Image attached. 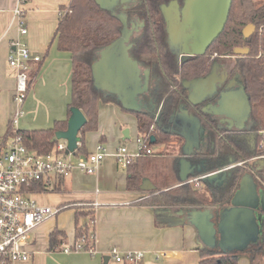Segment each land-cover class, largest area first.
I'll list each match as a JSON object with an SVG mask.
<instances>
[{
	"label": "trees",
	"instance_id": "obj_1",
	"mask_svg": "<svg viewBox=\"0 0 264 264\" xmlns=\"http://www.w3.org/2000/svg\"><path fill=\"white\" fill-rule=\"evenodd\" d=\"M171 1L115 0L108 7L96 0H71L68 7L62 9L53 35L57 50L69 53L71 58V100L67 119L56 121L46 129L7 130L9 134L18 136L27 150L45 155L52 152L57 144L66 143L52 139L67 129L71 109L76 108L84 115L86 123L77 135L74 155L86 156L85 135L97 129L98 105L120 106L115 94L95 84L92 67L100 53L122 36L125 26H135L127 42L128 56L145 73L141 79L146 90L137 99L138 110L127 111L135 117L137 140L152 151L154 147L164 150L132 160L124 171L129 191L139 190L145 179L153 185L154 189L139 204L154 209L156 228L187 225L186 210H215L228 204L244 175L243 169H232L221 187L203 183L202 189H196L192 184L181 183L178 177L181 156L165 153L172 145L179 151L183 146V140L171 132L168 123L174 112L184 108L199 120L204 142L189 161L193 164L204 161L207 171L217 169L226 157L238 161L255 154L259 132L264 130V3L258 5L253 0H232L221 34L203 52H192L183 59L182 50L171 47L161 18V6H167ZM177 2L183 3L182 0ZM248 25H253L255 31L244 39L242 31ZM236 49H246L247 53L236 55ZM219 60L228 61L229 79L238 77L247 96L249 115L242 129L229 128L217 117L202 112L201 106L191 105L188 91L182 85L184 81L206 77L213 63ZM248 165L264 179V162ZM31 189L44 190L46 187L37 182ZM74 218L75 244L83 239L84 248H87L93 244V211L74 208ZM64 243L63 232L57 228L50 232L49 251L61 250ZM247 253L262 256L264 249L256 246ZM199 257L198 264H238L236 254L206 247L199 249Z\"/></svg>",
	"mask_w": 264,
	"mask_h": 264
},
{
	"label": "crops",
	"instance_id": "obj_2",
	"mask_svg": "<svg viewBox=\"0 0 264 264\" xmlns=\"http://www.w3.org/2000/svg\"><path fill=\"white\" fill-rule=\"evenodd\" d=\"M18 2L19 0H0V126H4L6 131L18 108L13 101L15 73L7 63L9 43L19 37L18 27L12 13ZM70 2L71 0H21L27 34L20 37V40L33 55L40 57V62L33 63L31 66L30 91L22 106V114L17 119L15 126L17 130L46 129L56 121L67 119L68 105L71 100V58L69 53L57 50L53 35L62 9H66ZM138 69L141 87H146L141 79L145 73L140 68ZM111 105L114 108L108 107ZM100 106H106L107 113L113 112L116 115L118 114L116 107L128 112L121 104L120 106L99 104L97 129L89 132L93 134L91 144L99 142L104 144L106 141L104 127L99 126ZM116 115L110 125L113 126V132L115 130V136L119 140L121 133L117 131V126L119 127L120 121L123 120ZM116 119L118 123L115 122ZM124 141L122 135L119 146H122ZM94 146L90 151L94 149ZM85 147L87 150L86 142ZM181 149L179 151L176 147L175 151L167 154L180 155L181 159ZM106 151L105 160L94 174L87 175L74 171L68 178L59 180L49 189H31L32 192L29 195L32 198L35 195L46 197L45 206L49 207L70 203L96 204L95 208L90 209L94 216L91 226L93 227L91 239L94 254L90 255L85 251L67 253L63 251L65 247H72L75 244L74 209H68L47 219L33 231L25 247L30 258L14 264H104V258L108 259L106 264H118L108 258L107 252L110 248H116L120 252L143 253V258L137 264L199 263V249L204 246L196 230L189 223L180 227L156 228L154 209L139 204L149 195V191L141 189L142 184L139 190H127L126 172L117 163L116 153L113 149ZM87 152L90 153L88 150ZM232 161H234L232 157H226L220 161L215 169L220 170L219 177L212 185L216 186L224 180L227 172L224 167ZM202 162L201 165L206 167V163ZM207 172L211 171L206 170L205 173ZM227 174L229 177L230 171ZM198 176L200 175L189 176L188 179ZM149 183L151 184L150 181ZM192 185L196 189L204 187L200 180ZM55 228L64 233L65 243L61 250L49 251L48 237ZM160 253H163L164 257H157ZM236 256L238 264H240L241 257L246 258L250 264H264V255L243 252L237 253Z\"/></svg>",
	"mask_w": 264,
	"mask_h": 264
},
{
	"label": "water",
	"instance_id": "obj_3",
	"mask_svg": "<svg viewBox=\"0 0 264 264\" xmlns=\"http://www.w3.org/2000/svg\"><path fill=\"white\" fill-rule=\"evenodd\" d=\"M96 1L108 4L115 0ZM231 1H189L184 15L186 19L189 12L194 15L187 21L194 27L193 36L197 39L192 52H203L221 34ZM254 31L253 25L246 26L242 31L243 38H249ZM128 36L130 37V31L126 33L124 29L122 36L100 53L92 67V75L100 89L115 94L125 110L134 111L138 106L137 99L146 87H141L139 69L128 56ZM234 53L244 55L247 50L236 49ZM187 57L184 56L183 59ZM182 85L188 91V102L191 105L201 106L202 112L221 119V123H226L229 128H243L249 115L247 96L243 88H236L233 80L228 81L226 73L218 65L212 66L206 77L184 81ZM85 123L86 119L81 111L72 108L67 129L57 134L52 141H65L66 154L73 153L78 142L77 135ZM168 123L171 132L183 140L182 158L179 160L180 182L184 183L189 176L196 174L200 175L199 180L203 183L217 182L216 175L219 173L204 176L205 167L189 161L201 145L200 132L203 130L199 120L180 108L169 117ZM122 135L123 140H127L128 130L123 131ZM141 189L152 191L154 187L144 180ZM187 219L206 248L233 254L246 252L251 246H262L264 249V191L248 175L241 178L228 204L215 210L193 208L187 213ZM107 261L104 258V264Z\"/></svg>",
	"mask_w": 264,
	"mask_h": 264
},
{
	"label": "built area",
	"instance_id": "obj_4",
	"mask_svg": "<svg viewBox=\"0 0 264 264\" xmlns=\"http://www.w3.org/2000/svg\"><path fill=\"white\" fill-rule=\"evenodd\" d=\"M67 10L63 12L66 13ZM13 19L18 27V38L9 43L8 66L15 73V87L13 101L18 107L8 128L16 130L18 117L22 114V106L30 91L32 81L31 66L40 62V57L31 53L29 48L22 43L20 37L27 34L25 14L21 8V0L13 10ZM9 130V129H7ZM138 151L136 154H127L125 148L120 147L115 156L122 169L140 157L151 155L153 151L146 147L141 140H137ZM66 143L57 144L52 152L37 155L27 150L18 136L9 134L8 131L0 132V264H14L27 261L30 256L25 250L33 231L44 221L61 212L74 209H93L96 204L70 203L57 207L39 205L30 197L31 186L42 182L49 189L57 180L68 178L74 171L83 174H94L107 156V151L102 143L96 144L93 152L86 156L66 154ZM264 162V130L259 132V142L256 152L246 160H234L224 167L231 171L235 168L244 170V174L251 177L254 184L264 191L262 179L248 164ZM220 170L207 172L204 176L219 173ZM199 177L189 178L185 183H194ZM93 222H91V226ZM83 239L72 247H65L64 252L85 251L94 254L93 244L84 248ZM108 258L118 264H137L143 258L141 252H120L110 248ZM157 257H164L163 253Z\"/></svg>",
	"mask_w": 264,
	"mask_h": 264
},
{
	"label": "rangeland",
	"instance_id": "obj_5",
	"mask_svg": "<svg viewBox=\"0 0 264 264\" xmlns=\"http://www.w3.org/2000/svg\"><path fill=\"white\" fill-rule=\"evenodd\" d=\"M256 4L260 5L264 3V0H253ZM115 1H112L111 3H105L106 6L111 7L114 4ZM174 4V3H173ZM173 4H169L167 6L164 7L163 10V14L161 13V18L162 21L165 23V27L167 29L168 32V36H169V41L171 43V47L174 50H182L181 55H185V56H189L191 53L190 49L187 48L185 51H183V48H185L184 46H186V40H187V32H185L184 28L181 27L182 25V16H181V12H182V8H178L174 9ZM176 12H175V11ZM178 21V22H177ZM135 26H132V30L134 29ZM125 32L128 33V28L125 26ZM187 35V37H186ZM189 38V37H188ZM129 36L126 39V42L128 41ZM125 42V44H126ZM187 47V46H186ZM231 61V60H229ZM228 63V61H226ZM225 62V64L227 65V63ZM217 65V62H214L212 66ZM235 83H236V88H242L241 83H240V79L238 77L233 78L232 79ZM110 108H114L112 105L108 106ZM101 108V116L99 119V126L102 125L104 127V133H105V137H106V141L103 144L105 149H113V151L116 153L117 149H119V147H123L126 149L127 154H136V152L138 151V143H137V139H138V132L136 130V125H135V119L134 116L126 111H123L121 108L116 107L118 110V114L116 115L115 113L111 112V113H107V111L105 110V108H107L106 106H100ZM135 110H138L135 109ZM113 114V115H112ZM120 116L123 121L119 124V127L117 126V131H119V133H121V137L119 138V140H117L116 136H115V130L113 132V126L110 125L111 121L114 118V116ZM117 118V117H116ZM118 120L116 119V123ZM246 124V122H245ZM245 124L243 125V127L245 126ZM122 125V126H121ZM171 129V127H170ZM128 130L129 131V138L127 140H125L124 142H122V146H119L121 140H122V132ZM6 131V128H4V126H0V132L4 133ZM92 133H89L86 135L85 137V142H86V146H87V150L89 152H93V150L90 151V149L96 144L92 143ZM204 142V133L203 131L200 132V144H203ZM94 146V147H95ZM160 150H163L162 147H154L153 148V152L154 153H158V152H162ZM176 150L175 146H170L166 149L165 153H172L173 151ZM240 161V160H239ZM195 165H201V162L196 163ZM229 172V171H227ZM224 175V180L220 183H218V185L221 187L222 185H224V183L226 182V180L228 179V174ZM218 175H216L217 177ZM247 175L244 174L243 177H246ZM219 177V176H218ZM217 180V178H216ZM208 183V182H207ZM213 183V182H212ZM209 183V184H212ZM216 183V182H215ZM45 198L42 195H35L33 196V199L36 201L37 204L39 205H45ZM191 209L186 210V212L188 213ZM240 264H250V262L247 261L246 258L241 257L239 260Z\"/></svg>",
	"mask_w": 264,
	"mask_h": 264
},
{
	"label": "flooded vegetation",
	"instance_id": "obj_6",
	"mask_svg": "<svg viewBox=\"0 0 264 264\" xmlns=\"http://www.w3.org/2000/svg\"><path fill=\"white\" fill-rule=\"evenodd\" d=\"M189 1L190 0H182V5L181 4H178V2H177V0H172L169 4H173V7H174V9H177V6H178V8H182V14H181V16H182V25H181V27L182 28H184L185 30V32H187V35H188V37H187V35H186V37H187V40L185 41L187 44H186V46H184L185 48H183V51H185L187 48H189L190 49V53H192V49H193V45L197 42V39L193 36V31H194V27L192 26V25H190V24H188L187 23V21H188V19H191L194 15L193 14H191L190 12L188 13V15H187V19L185 18V11H186V9H187V6H188V3H189ZM168 4V5H169ZM164 7L165 6H161V10H162V14H163V10H164ZM175 11V10H174ZM176 12V11H175ZM178 22V21H177ZM128 30L130 31V34H131V32H132V27L131 28H129L128 27ZM191 55V54H190ZM189 55V56H190ZM185 55H181V57L183 58ZM188 56V57H189ZM217 63H218V66H219V69L222 71V72H225L226 73V75H227V79H228V81H230V80H232V79H229V77H228V74H227V70H226V64H225V61H223V60H219V61H217ZM219 119V118H218ZM219 120H221V119H219ZM253 247H256V246H251L248 250H251V248H253ZM247 250V251H248ZM246 251V252H247Z\"/></svg>",
	"mask_w": 264,
	"mask_h": 264
}]
</instances>
